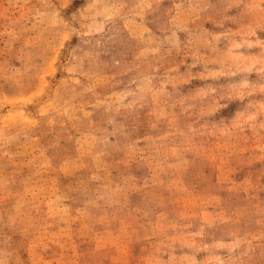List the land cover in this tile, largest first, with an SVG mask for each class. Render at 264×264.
I'll use <instances>...</instances> for the list:
<instances>
[{
	"label": "rangeland",
	"instance_id": "rangeland-1",
	"mask_svg": "<svg viewBox=\"0 0 264 264\" xmlns=\"http://www.w3.org/2000/svg\"><path fill=\"white\" fill-rule=\"evenodd\" d=\"M0 264H264V0H0Z\"/></svg>",
	"mask_w": 264,
	"mask_h": 264
}]
</instances>
